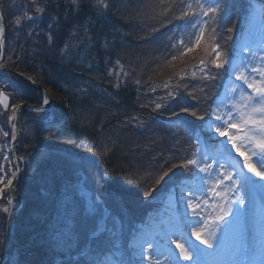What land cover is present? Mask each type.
Instances as JSON below:
<instances>
[{
    "label": "trees",
    "instance_id": "obj_1",
    "mask_svg": "<svg viewBox=\"0 0 264 264\" xmlns=\"http://www.w3.org/2000/svg\"><path fill=\"white\" fill-rule=\"evenodd\" d=\"M121 1L111 0L115 7L107 16L97 20L90 14L85 15L86 10L74 15L67 11L66 0H55L60 4V20L55 33L58 48L66 42L74 43L71 32L77 29L89 28L88 35L93 37L92 43L81 50L78 59L68 61L61 60L59 53L46 42L47 25L55 11L50 10L42 22L33 26L39 35L29 36L27 27L18 34L13 23L14 15L18 14L17 9L25 8L27 0H5L10 21L8 64L16 70L27 71L36 82L54 90L50 113H55L57 119L55 128L50 129L46 122L34 123L36 114H25L23 127L32 135L24 136L18 149L19 191L24 197V205L15 217L13 250L5 264H69V261L76 264L88 257V253L79 254L78 248L68 250L56 247L52 242L53 228L65 211L75 216L78 222H83L85 205L79 193V170L86 162H93L105 176L104 191L115 190L131 200L145 197L165 171H169L170 176L175 173L173 179H179L181 173L187 175L184 169L171 165L189 156L194 144L189 132L173 133L172 126H177L180 120L193 121L194 118L179 112L180 106L175 105L174 96L169 95L174 79L170 75L168 79L162 78L164 75L155 72L157 66L153 70V64L168 61L172 64L181 57L198 55L195 66L201 60L211 66L210 57L214 54L209 52L213 44L209 36L214 24L209 22L199 47L183 55L178 40L180 36L185 41V35L189 37L191 29L184 27L188 17L178 19L175 6L171 12L162 15V9L169 6L167 3L150 9L146 0H132L126 7L131 11H126L119 5ZM256 1L249 0L251 4ZM12 3L19 7L14 5L13 8ZM221 11L226 26L220 42L224 47L226 45L222 51L227 56L233 42L231 38L235 39L247 26V14L241 21V14L226 13L224 7ZM228 28L234 31L230 33ZM155 43H160L159 48L153 47L155 57L149 60L145 48ZM174 43L176 48L172 47ZM173 56L176 59H172ZM120 68H123L121 73ZM148 73L158 75L155 84ZM174 78L177 79V75ZM0 86V90L7 91L15 100L41 101L39 94L15 76L1 71ZM187 91V88L182 89V93ZM156 104L161 108L156 109ZM210 104L205 99L201 102L202 107ZM201 106L196 107L203 112ZM173 111L178 116H173ZM8 116L4 113L2 120H9ZM200 123L194 120L193 126ZM177 137L181 138L180 144L176 143ZM102 144L113 147V151L103 156ZM3 154L0 153V158ZM0 174H3L1 169ZM163 183L164 180L160 186ZM3 194L7 200L8 190ZM144 208L134 207L133 216L143 220L145 217L141 215L148 210V207ZM119 215H122L121 211ZM6 221L7 213L1 211L0 257L6 248ZM79 231L85 237L83 229ZM82 242L83 238L80 245Z\"/></svg>",
    "mask_w": 264,
    "mask_h": 264
},
{
    "label": "snow or ice",
    "instance_id": "obj_2",
    "mask_svg": "<svg viewBox=\"0 0 264 264\" xmlns=\"http://www.w3.org/2000/svg\"><path fill=\"white\" fill-rule=\"evenodd\" d=\"M162 3L169 5L162 9V15L171 12L175 6L179 12L178 19L188 17L184 27L191 29V38L187 42L183 38L178 40L183 55L199 47L210 21L214 24L211 32L217 31L215 24L223 20L220 12L222 7H226L221 0H162ZM53 4L55 6L51 7ZM59 6V2L55 0H27L25 8L17 9L18 14L14 15L13 23L18 34L27 27L29 36L39 35L33 26L42 22L50 10L55 11L56 14L51 17L45 33L47 45L59 53L61 60L69 57L75 60L81 55V50L92 43L93 37L88 35L89 28L77 29L71 32V40L74 43L66 42L63 47L58 48L55 33L60 20ZM114 7L111 0H66L68 12L79 15L86 10L85 15L90 14L97 20L107 16ZM64 18L67 19V16ZM246 20L247 26L241 30L240 41L236 42L230 37L233 39V45L227 56L219 43L210 46V53L214 54L210 57L211 66L222 70V77L220 72L213 74L210 71L208 62L200 61L201 78L214 81L220 77L223 91L214 95L211 104L203 112L195 105L179 108V112L187 113L202 124L192 128L194 120H180L177 125L183 126L185 131L189 132L190 139L194 140L195 144L189 156L171 165L172 168L180 167L187 173L186 176L181 173L182 179L176 181L172 190L175 191L176 187H179L180 202L191 210L193 218H198L201 224L185 225L183 219L177 217L170 229H162L156 236L141 237L134 246L140 251L134 252L133 255H140L148 264H162L160 257L164 258L163 264H179L181 260L185 264H224L223 261L214 258L224 252V246L219 241L217 233L231 227L229 217L234 215V209H239L238 216L246 225L248 217L246 204L250 200L255 203L257 193L260 194L261 205L264 206V0H261L260 7L251 6ZM6 27L4 14L0 12V49L4 47ZM227 31L231 33L234 30L228 28ZM104 43L107 45L108 41L105 40ZM172 47L176 48L177 44L174 43ZM172 59L176 57L173 56ZM192 75L195 77L196 73L193 72ZM169 95L173 93L169 92ZM48 104L49 98L45 96L42 106L30 110L36 114L34 123L46 122L52 129L55 128L57 119L55 113H50L45 107ZM0 105L4 110L10 106L9 96L4 90H0ZM155 107L159 109L161 105L156 104ZM17 110L16 107L13 108L14 115L10 116L9 120L16 118ZM172 115L178 116V113L173 111ZM204 124L207 125V129L204 128ZM205 131L208 133L207 139L201 136ZM0 133L5 137L9 136V132L4 128H0ZM11 138L13 141L16 140L15 125ZM176 143L180 144L181 138L177 137ZM102 148L103 156L113 151V147L107 144H102ZM231 151L242 158V164L232 158ZM245 169L250 176L245 173ZM173 176L175 173L170 176L169 171H165L156 183L159 184L165 177L171 180ZM14 178H9L5 187L11 188ZM2 191L0 189V193ZM65 191L68 195V190ZM185 192L188 193L187 197L184 196ZM208 193H211L213 201L208 199ZM146 195L151 196L152 193L147 192ZM11 203L12 200L9 199L8 204ZM97 204L98 201L94 199L93 212ZM3 211L7 213L8 208H4ZM200 211H206V216H201ZM185 227H191V236L203 248L192 244L190 240H185ZM122 228L121 223L118 229L115 220L99 223L91 215L83 222H78L75 216L65 211L63 218L58 220L53 228L52 242L56 247L68 250L79 248L81 235L79 229H83L99 252L89 255L83 261H77L76 264H105V260L99 258L100 253L105 250L118 256L111 264H132V260L126 257V252L120 244ZM169 245H174L178 253ZM230 255L232 259L227 264L257 262L264 264V214L254 224L253 232L231 249ZM69 264L72 262L69 261Z\"/></svg>",
    "mask_w": 264,
    "mask_h": 264
},
{
    "label": "rangeland",
    "instance_id": "obj_3",
    "mask_svg": "<svg viewBox=\"0 0 264 264\" xmlns=\"http://www.w3.org/2000/svg\"><path fill=\"white\" fill-rule=\"evenodd\" d=\"M129 1L132 2V0H122L121 2H119V5L121 6V8H124V10L128 11L129 9H127L126 7ZM146 2L150 9H157L161 7V5L163 4L162 0H146ZM221 2L223 5L226 6L224 7L226 13L237 12V14H241V21H243V19L245 18L244 17L245 14L248 15V13L251 11V6H253V4L249 2V0H221ZM129 11H131V9ZM223 13H224L223 11L220 12V14H223ZM223 28L224 27L221 26L219 29H217V31L214 34L219 35V33L222 31ZM240 39H241V35L239 37L238 42L240 41ZM208 43H210V39ZM159 44L160 43H155L152 47L148 45L147 48H145L144 53L147 59L150 60L152 56L155 57L154 49H158ZM114 49L118 50V46L114 45ZM195 58L198 59V55L190 56V57H181L178 59L179 61H177L176 63H172V64H170L169 61L166 62L165 64H161L159 62H155L153 64L154 65L153 70L157 66V70L155 72L157 73L159 72L164 75L162 76V78L167 77L165 79H168L169 78L168 76L170 75V77L174 79V81L171 82L170 92L173 93V95L171 96L175 97V98L173 97L174 98L173 101L177 105H180L181 102L185 99L184 95L183 94L181 95L180 93V90L182 88H187L189 91V94L191 95V94L198 92L199 89L201 88V85L204 83L203 79L201 78L202 74L200 73L199 68H197L198 65L195 66V63H194ZM66 59L70 61L72 58L69 57ZM210 69L215 70L214 67H211ZM122 70L123 68H120L119 73H121ZM193 72L196 73L195 77H193L192 75ZM217 72L223 73L222 70H217ZM182 73L183 75H181ZM148 74L151 75V73H148ZM175 75H177V79L174 78ZM178 75L182 76L183 79H181V77H179ZM151 78L154 80L151 82L155 84L156 78L158 79L159 77L156 74H152ZM148 86H150L151 89L154 88L149 84ZM216 93L217 91H212L211 93L209 91L206 92V95H205L206 99H210L212 101ZM1 114L4 115V112H1ZM13 115L14 113L12 110L9 113V117ZM11 121L13 122L15 121V119ZM204 128L207 129V126ZM178 129L180 128L178 127ZM207 135H208L207 131L201 134L203 139H207ZM218 139H223V138H218ZM228 147L230 149V145ZM6 150H7V147L4 149L5 151L4 155L6 153ZM231 156L238 163L242 164V158L236 156L234 151H231ZM6 158H7V155L4 156L5 161L3 160V162H1V159H0V164H1L0 169L2 170L6 169L5 171L8 170L7 168L8 163H7ZM81 164L78 167H80ZM82 168L84 169H80V171L83 174L80 187L82 190V194L85 197L84 204H85L86 210L88 208V211L91 214V216H93L94 220L99 223H103L105 220H107L110 217H115L114 215H111V209H108L105 203V198L109 199V196L105 195L104 193L103 183H101V178H100L101 174H100L98 167L93 162H86L83 164ZM244 171L247 175L250 176V174L247 173L246 169ZM6 176L8 177L7 179L11 177L10 175L9 176L6 175ZM187 195L188 193L185 192L184 196L187 197ZM229 195H231V193H229ZM150 197L153 200H156V203L160 202V191L154 190V192L152 193ZM94 199L98 201L95 212L92 211ZM208 199L210 201L214 200V198L211 196V193H208ZM165 204H166V207H165V210H163V212H165L164 215H169V217H172L170 218V222L172 223L174 221L173 225L175 224L177 217L182 218L183 221L185 222V225H192V224L200 225L201 224V221L198 218H193L191 214V210L187 209L184 206V204L180 202V191L179 190L171 194L169 193L168 198L165 201ZM121 207L122 208L119 209V212L116 218L117 220H119V223L120 222L128 223L129 217L133 215L132 212L134 211V207L131 204L127 206L122 205ZM246 207L248 209V217H247L246 225L242 223L241 219L238 216L239 209H234V215L229 217V220L231 221V227L225 231H221L217 233V236L219 237V241L224 246V252L219 257H214V258L223 261L224 264H227V262H229L232 259V256L230 255L231 249H233L240 242L242 238L249 236L253 232L254 224L258 222L259 219L261 218V215L264 214V206L261 205V198H260L259 193L256 194L255 203L251 202L250 200L246 204ZM153 208L157 209V206H154ZM120 211L122 212V215H119ZM206 214H207L206 211H200L201 216H206ZM157 215H161V214H157ZM89 216L90 215H88V217ZM159 217L160 216H156L155 214L148 219L150 223L144 227L147 229V233L144 238H147L149 233L151 236H153V234L155 233L154 227L157 226V223H158L157 220ZM153 219H156V221H154ZM167 220H168V217H167ZM185 231H186L185 240H190L192 244H195L197 247L203 248V246L200 245L199 242L196 241L195 238L191 236V231H192L191 227H185ZM169 246L172 247V250L174 252L178 253V249H175L174 245H169ZM139 251L140 250L138 248H135V253H139ZM205 251H211V250L205 249ZM160 259L163 264L164 258L160 257ZM104 260H105V264H111V261L108 260L107 258H104ZM184 263L185 262L182 260L179 261V264H184ZM133 264H148V261L144 259L143 257H141L140 255L136 254L133 257ZM257 264H259V262H257Z\"/></svg>",
    "mask_w": 264,
    "mask_h": 264
},
{
    "label": "water",
    "instance_id": "obj_4",
    "mask_svg": "<svg viewBox=\"0 0 264 264\" xmlns=\"http://www.w3.org/2000/svg\"><path fill=\"white\" fill-rule=\"evenodd\" d=\"M0 12H2L4 14L5 17V23L7 25L6 30H5V42H4V47L3 49H1V55H0V69L5 70L9 73H12L14 75H16L23 83L29 85L30 87H32L35 90H38L40 92H44L48 95L49 97V104L47 106H45L47 109L50 107L51 103H52V96L51 93L49 91V89L45 86L39 85L37 83H35L34 81H32L30 78H28L27 76H25L22 73H19L11 68L6 67L4 64L6 62V58L8 55V47L6 45V40H7V36H8V30H9V25H8V20L4 11V7H3V0H0ZM42 105H38V104H29V103H24L22 104L19 108H18V112H17V119H16V140L13 142L12 147H11V152H10V156H11V160H12V164H13V177H15L13 179V186L10 188L11 194L15 197H17L18 202L13 205L11 207V210L9 212V218H8V234H7V249L5 251V254L3 255V257L0 259V264H4V262L6 261V259L9 257L10 252H11V248H12V230H13V218H14V213L20 208V206L22 205V198L20 196V194L17 191V184H18V163H17V158H16V146L18 144V141L20 139L21 136V124H20V120H21V116L22 113L25 109H33L36 107H40Z\"/></svg>",
    "mask_w": 264,
    "mask_h": 264
},
{
    "label": "bare ground",
    "instance_id": "obj_5",
    "mask_svg": "<svg viewBox=\"0 0 264 264\" xmlns=\"http://www.w3.org/2000/svg\"><path fill=\"white\" fill-rule=\"evenodd\" d=\"M173 226V224L168 225L169 229ZM165 229V224H162L161 226L159 225V228L157 229L158 233L162 230Z\"/></svg>",
    "mask_w": 264,
    "mask_h": 264
}]
</instances>
